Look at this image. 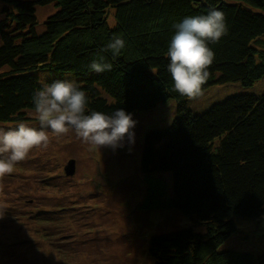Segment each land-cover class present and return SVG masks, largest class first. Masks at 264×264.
Returning a JSON list of instances; mask_svg holds the SVG:
<instances>
[{
	"label": "trees",
	"instance_id": "1",
	"mask_svg": "<svg viewBox=\"0 0 264 264\" xmlns=\"http://www.w3.org/2000/svg\"><path fill=\"white\" fill-rule=\"evenodd\" d=\"M0 4V124L33 121L25 110H34L32 96L43 84L42 72L51 74L47 82H76L89 108L106 113L117 107L148 111L174 101L171 123L144 133L140 170L156 177L147 199L160 196L161 185L168 193L157 174L170 173V195L155 206L175 209L190 225L151 236V264H264V247L235 221L264 218V0ZM44 5L55 10L38 32L35 7ZM211 8L224 12L228 31L208 45L215 56L201 92L226 83L251 87L260 80L262 91L229 95L195 112L189 101L196 96L174 90L167 45L175 23ZM114 36L126 42L118 56L106 47ZM100 56L112 65L110 71L88 67Z\"/></svg>",
	"mask_w": 264,
	"mask_h": 264
},
{
	"label": "rangeland",
	"instance_id": "2",
	"mask_svg": "<svg viewBox=\"0 0 264 264\" xmlns=\"http://www.w3.org/2000/svg\"><path fill=\"white\" fill-rule=\"evenodd\" d=\"M54 10L53 5L35 7L38 32ZM38 76L43 83L51 78L47 72ZM260 81L251 87L215 85L191 98L189 107L200 112L229 95L260 93ZM175 108L170 100L132 113L137 121L134 143L125 139L124 146L115 150L86 143L72 131L57 135L45 129L47 146L33 147L11 173L0 174V264H151L150 237L190 225L175 209L155 206L170 195V173L157 174L168 193L161 185L160 196L152 194L147 199L156 177L140 170L144 133L167 127ZM25 112L35 124L22 122L39 127L34 110ZM70 159L75 162L71 175L64 170ZM235 221L264 247V218Z\"/></svg>",
	"mask_w": 264,
	"mask_h": 264
},
{
	"label": "clouds",
	"instance_id": "3",
	"mask_svg": "<svg viewBox=\"0 0 264 264\" xmlns=\"http://www.w3.org/2000/svg\"><path fill=\"white\" fill-rule=\"evenodd\" d=\"M173 27L175 31L167 45V71L175 91L195 97L209 78L208 67L214 61V51L208 45L218 42L228 31L225 14L211 8L204 14L185 16ZM125 44L121 36H114L106 47L118 56ZM88 67L101 73L110 71L112 65L100 56ZM32 104L39 127L23 122L7 129L0 127V174L11 173L33 147L47 146L49 136L45 129L57 135L72 131L98 148L115 150L124 146L125 139L134 143L137 121L132 113L120 107L108 113L89 108L86 92L72 80L45 81L34 91Z\"/></svg>",
	"mask_w": 264,
	"mask_h": 264
},
{
	"label": "water",
	"instance_id": "4",
	"mask_svg": "<svg viewBox=\"0 0 264 264\" xmlns=\"http://www.w3.org/2000/svg\"><path fill=\"white\" fill-rule=\"evenodd\" d=\"M74 160L73 159H70L68 162H67V165L65 166V173L66 174H72L74 172Z\"/></svg>",
	"mask_w": 264,
	"mask_h": 264
}]
</instances>
